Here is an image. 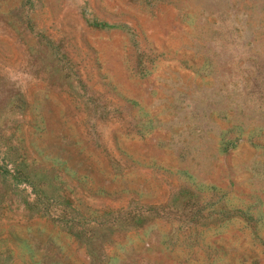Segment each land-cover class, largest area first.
I'll list each match as a JSON object with an SVG mask.
<instances>
[{"label": "rangeland", "instance_id": "374dc122", "mask_svg": "<svg viewBox=\"0 0 264 264\" xmlns=\"http://www.w3.org/2000/svg\"><path fill=\"white\" fill-rule=\"evenodd\" d=\"M0 264H264V0H0Z\"/></svg>", "mask_w": 264, "mask_h": 264}, {"label": "trees", "instance_id": "16d2710c", "mask_svg": "<svg viewBox=\"0 0 264 264\" xmlns=\"http://www.w3.org/2000/svg\"><path fill=\"white\" fill-rule=\"evenodd\" d=\"M0 171H2V173H8L6 170H3V168L0 167Z\"/></svg>", "mask_w": 264, "mask_h": 264}]
</instances>
